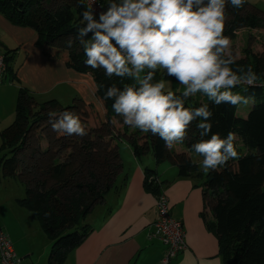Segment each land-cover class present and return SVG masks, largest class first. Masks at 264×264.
<instances>
[{
  "label": "trees",
  "instance_id": "16d2710c",
  "mask_svg": "<svg viewBox=\"0 0 264 264\" xmlns=\"http://www.w3.org/2000/svg\"><path fill=\"white\" fill-rule=\"evenodd\" d=\"M86 9L82 0H0V14L13 25L31 28L36 35L34 44L46 58H59L66 66L91 75L105 117L102 120L95 106L80 98L68 105L56 99L37 103L20 87L13 121L0 131L2 174L18 175L23 182L25 196L18 204L36 213L41 229L51 241L47 264H64L66 255L88 233V228L81 225L82 219L112 188L122 170L119 139L127 140L135 156L151 151L157 163L168 161L177 167L179 176H188L199 170L191 159V154H196L191 146L213 133L224 138L230 131L237 134L235 146L240 158L206 173L202 216L207 218L208 211L213 217L207 225L217 237L222 264H264V52L253 53L246 48L245 57L231 65L233 70L245 71L250 66L258 76L256 86L244 84L232 89L253 98L246 115H239L238 105H215L198 93L185 100V106L207 104L213 113L211 132L201 137L198 121H193L185 140L168 149L159 136L127 128L113 111V101L104 98L108 86L115 83L123 88L133 82L109 78L103 69L85 65L87 57L76 37L83 26L81 13ZM226 16L224 35L230 40L239 29L264 28V13L247 0L240 9L229 4ZM69 39L73 40L70 48ZM5 54L7 72L14 79L9 54ZM65 111L78 114L93 138L59 135L50 140L51 134L46 132L50 142L41 148L36 133L47 128L42 123L49 121V112L58 116ZM56 143L57 148L53 147ZM69 148L71 152L60 159L59 152ZM144 187L157 196L162 192L155 170L145 169Z\"/></svg>",
  "mask_w": 264,
  "mask_h": 264
},
{
  "label": "clouds",
  "instance_id": "9594fccd",
  "mask_svg": "<svg viewBox=\"0 0 264 264\" xmlns=\"http://www.w3.org/2000/svg\"><path fill=\"white\" fill-rule=\"evenodd\" d=\"M246 0H109L99 13L89 7L81 13L76 40L87 57L85 65L103 69L109 77L133 83L108 86L105 99L122 122L144 133L159 136L171 149L182 143L193 121L200 136L211 132L213 113L209 106L191 108L185 100L198 93L215 105H247L252 97L234 93L239 85L256 86L257 74L249 66L233 70L231 40L224 35L226 8H243ZM73 40L69 39L70 48ZM158 71L182 85L179 95L166 79L156 80ZM54 132L62 135L88 134L80 116L65 111L49 112ZM237 134L222 138L213 133L193 144L203 159V172L217 170L229 160L240 158L235 146Z\"/></svg>",
  "mask_w": 264,
  "mask_h": 264
},
{
  "label": "crops",
  "instance_id": "0c3cea01",
  "mask_svg": "<svg viewBox=\"0 0 264 264\" xmlns=\"http://www.w3.org/2000/svg\"><path fill=\"white\" fill-rule=\"evenodd\" d=\"M0 28L10 34L11 45L16 47L10 50L9 64H12L19 50L26 52L18 67L12 68L15 71L14 79L7 72L0 84L3 128L11 123L9 121L15 114L20 87L34 97L38 91H54L55 86H65L70 92L76 91L72 94L86 103L93 104L104 120V112L95 96L96 87L89 73L68 67L59 58H46L34 44L35 32L31 28L11 24L2 14ZM37 63L45 65L41 64L42 68L36 71ZM52 99L58 100L57 97ZM118 142L122 170L112 188L82 219L81 225L88 228V233L66 255L64 264H163V244L149 237L151 224L156 217L157 194L144 187L145 169L156 171L157 182L169 200L170 214L182 222L185 231L186 248L169 264H222L217 237L207 225V222H213V217L208 211L207 218L202 216V183L206 176L200 167L203 158L192 153L191 159L198 165V172L179 176L175 165L168 161L157 163L151 151L137 157L125 138ZM26 214V217L29 216ZM36 220L39 223L38 218ZM5 221L0 220V230L9 236L16 254L22 258V264H47L50 239L46 236L41 246L28 245L25 232L19 231L15 224H5ZM33 227L35 233L43 231L40 223L39 227L36 223Z\"/></svg>",
  "mask_w": 264,
  "mask_h": 264
},
{
  "label": "rangeland",
  "instance_id": "374dc122",
  "mask_svg": "<svg viewBox=\"0 0 264 264\" xmlns=\"http://www.w3.org/2000/svg\"><path fill=\"white\" fill-rule=\"evenodd\" d=\"M97 1L100 4L101 9H106L108 7L109 0H97ZM247 1L250 6L264 13V0H247ZM0 40H2L0 41V50L3 53L8 52V54L10 55V52H11L10 50L16 47H14L15 45L13 46L11 45L13 44V42L11 41L12 38L10 34L1 28H0ZM246 48H249V50L252 51L253 53L264 52V28H260V29L242 28L236 32L235 38L231 40V48H230L231 54L233 55L234 59L235 60L243 59L246 55ZM25 54L26 52H24V50H19L12 64L10 63V65L13 66L12 68L16 69L18 67V65L23 61ZM41 64L42 63H37L35 65V67L37 68L36 71L39 68H42ZM42 65H45V64H42ZM8 76L10 77L9 74ZM30 76H33V75H30ZM162 78L169 81L171 90L175 92L183 91L182 85L178 84L175 80L171 78L165 77L162 71H158L155 76V79L159 80ZM72 93H76V91L72 90L70 92L68 89H66L65 86H55L54 91H52V89L51 90L46 89L45 91L42 90V91H38L37 93H34V99L37 103H42L54 97H57L58 100L61 102V104L68 105L72 102L74 98L75 99L80 98L76 94H72ZM248 106L249 104L238 105L237 112L239 113V115L245 116L248 111ZM1 117H2V112L0 111V131L3 128L2 126H4L3 123L1 124L2 122ZM13 118H14V114L12 115V119L9 122H12ZM42 124L47 126V128H45L44 131L43 130L37 131L36 134L38 135L37 137L39 139V142L41 143L40 145L41 148H44L46 145L49 144L52 138H57L59 135H62V134L54 132L51 128V125H48V122H43ZM115 125L118 128L121 127V124L118 122H116ZM127 128H129V126H127ZM46 132L48 133L50 132L51 134L49 137L50 140L47 139ZM91 134L92 133H88L86 136L88 138L90 137L93 138L94 135L93 134L91 135ZM62 136H65V135H62ZM0 145H1V137H0ZM118 146H120V144H118ZM53 147L57 148L58 144L57 143L54 144ZM70 152H71L70 148L63 149L62 151H60L59 152V155L61 157L60 159H62L64 156H66ZM24 196H25V186L23 182L21 181V179L18 177V175L5 177L3 176L2 170L0 167V220H4V221L6 220L5 224L6 222H9L12 226L15 224L20 229L19 231L25 232L26 243H28V245H32L36 247L38 245L41 246L42 241H46L47 239L46 235L43 231L37 232V233L34 232L35 229L33 227V224L36 223V225H38L39 227V223L36 220L37 219L36 213L33 214V212H30L26 208H21V206H19L18 200ZM25 214L29 216L26 217ZM30 226H31V229H30Z\"/></svg>",
  "mask_w": 264,
  "mask_h": 264
},
{
  "label": "built area",
  "instance_id": "2783aa9c",
  "mask_svg": "<svg viewBox=\"0 0 264 264\" xmlns=\"http://www.w3.org/2000/svg\"><path fill=\"white\" fill-rule=\"evenodd\" d=\"M87 8L102 9L97 0H82ZM7 74L6 54L0 50V84ZM149 237L159 240L164 246L163 264L169 262L186 248L185 231L180 220L170 214L167 196L161 192L156 196V217L151 224ZM0 264H22V258L13 248L9 236L0 230Z\"/></svg>",
  "mask_w": 264,
  "mask_h": 264
}]
</instances>
